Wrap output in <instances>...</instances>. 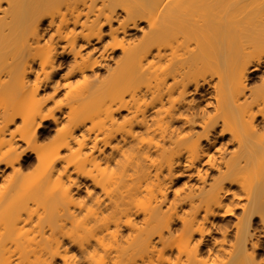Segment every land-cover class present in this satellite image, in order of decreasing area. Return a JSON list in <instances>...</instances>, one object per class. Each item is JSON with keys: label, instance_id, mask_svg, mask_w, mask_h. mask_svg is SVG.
Instances as JSON below:
<instances>
[{"label": "bare ground", "instance_id": "1", "mask_svg": "<svg viewBox=\"0 0 264 264\" xmlns=\"http://www.w3.org/2000/svg\"><path fill=\"white\" fill-rule=\"evenodd\" d=\"M0 264H264V0H0Z\"/></svg>", "mask_w": 264, "mask_h": 264}, {"label": "rangeland", "instance_id": "2", "mask_svg": "<svg viewBox=\"0 0 264 264\" xmlns=\"http://www.w3.org/2000/svg\"><path fill=\"white\" fill-rule=\"evenodd\" d=\"M51 136H52V134L51 135H49V136H47V137H45L41 142H40V144L42 145V144H46L47 142H49L52 138H51ZM32 158V157H31ZM33 164H30V166L26 169V171H30L31 170V168L33 167L32 166ZM82 189V188H81ZM83 192V189L81 190V193ZM238 213V211H236V214ZM234 218L235 217H229V218H227L226 219V222H233L234 221Z\"/></svg>", "mask_w": 264, "mask_h": 264}]
</instances>
